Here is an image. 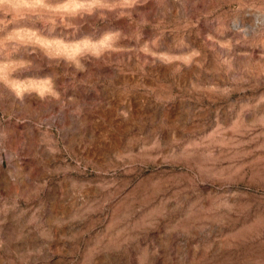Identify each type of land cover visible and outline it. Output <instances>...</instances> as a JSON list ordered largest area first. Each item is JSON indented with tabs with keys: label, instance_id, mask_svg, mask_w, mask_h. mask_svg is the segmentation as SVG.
Masks as SVG:
<instances>
[{
	"label": "rangeland",
	"instance_id": "rangeland-1",
	"mask_svg": "<svg viewBox=\"0 0 264 264\" xmlns=\"http://www.w3.org/2000/svg\"><path fill=\"white\" fill-rule=\"evenodd\" d=\"M0 264H264V0H0Z\"/></svg>",
	"mask_w": 264,
	"mask_h": 264
}]
</instances>
